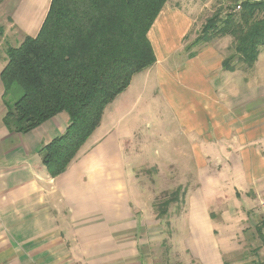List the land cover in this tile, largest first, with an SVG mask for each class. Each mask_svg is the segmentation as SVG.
I'll return each mask as SVG.
<instances>
[{
  "label": "crops",
  "instance_id": "crops-1",
  "mask_svg": "<svg viewBox=\"0 0 264 264\" xmlns=\"http://www.w3.org/2000/svg\"><path fill=\"white\" fill-rule=\"evenodd\" d=\"M50 1L0 0V72L6 48L38 33ZM191 26L163 6L148 31L154 64L132 76L55 177L39 150L64 132L68 115L8 130L0 79V264H166L151 253L143 234L150 217L132 194L136 163L168 159L152 140L174 150L182 180L191 181L180 247L196 264H226L227 206L264 195V86L223 68L221 38L187 57Z\"/></svg>",
  "mask_w": 264,
  "mask_h": 264
},
{
  "label": "trees",
  "instance_id": "trees-1",
  "mask_svg": "<svg viewBox=\"0 0 264 264\" xmlns=\"http://www.w3.org/2000/svg\"><path fill=\"white\" fill-rule=\"evenodd\" d=\"M167 1L51 0L38 33L6 48L0 72L6 128L26 133L68 115L64 132L39 150L50 177L64 172L132 76L154 64L148 31ZM218 14L206 20L193 45L231 37L233 52L223 68L248 73L264 46V2L245 1L239 11L232 6L225 17ZM178 192L162 202V215Z\"/></svg>",
  "mask_w": 264,
  "mask_h": 264
},
{
  "label": "rangeland",
  "instance_id": "rangeland-1",
  "mask_svg": "<svg viewBox=\"0 0 264 264\" xmlns=\"http://www.w3.org/2000/svg\"><path fill=\"white\" fill-rule=\"evenodd\" d=\"M234 1L168 0L165 3V5L182 11L191 20L192 26L182 41V49L186 52L187 57L195 53L197 48L208 44L200 42L195 46L193 45L194 39L200 35L206 20L217 12L219 17H225L226 13L232 9ZM216 42L220 43L223 49L224 59L229 58L233 52V39L225 36ZM246 74H248L250 83H256L258 87L264 86V46L259 48L253 69ZM176 124L173 118L171 121H167L166 132L168 137L174 130L173 127L177 126ZM157 142L151 141L154 144L152 148L158 146L160 155L168 159L150 160L148 162L150 164L141 163L139 165L136 163L134 176H131V179L134 180L132 194L137 197V204L141 206L145 216L147 214L150 217V222L144 225L143 234H145V239L150 242L151 253H159L166 264H196L189 260L180 247V239L184 231L182 217L187 209L189 193L187 189L191 181L182 180L181 169L176 167L174 163V160H178L174 150L164 147L161 142ZM150 152L149 156L158 155L157 151L151 150ZM177 189L179 191L177 197L171 200L166 213L162 215L160 213L162 202L172 198L171 193ZM251 196L254 197V194ZM253 197L243 204L235 201V208L227 206V210L232 215H227L226 218H223L226 222L220 224L226 231L222 235V239L224 238V242H226V264H264V195L255 201H253ZM226 201H229L228 197ZM209 203L210 206H218L215 199H211ZM143 213L140 212V214ZM218 213V211L214 212V214ZM258 228L260 231L257 230Z\"/></svg>",
  "mask_w": 264,
  "mask_h": 264
},
{
  "label": "built area",
  "instance_id": "built-area-1",
  "mask_svg": "<svg viewBox=\"0 0 264 264\" xmlns=\"http://www.w3.org/2000/svg\"><path fill=\"white\" fill-rule=\"evenodd\" d=\"M245 1H249V2H260L264 0H235L233 3V11H239L241 9L242 3Z\"/></svg>",
  "mask_w": 264,
  "mask_h": 264
}]
</instances>
